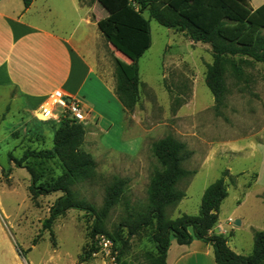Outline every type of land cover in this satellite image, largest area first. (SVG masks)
<instances>
[{
    "label": "rangeland",
    "instance_id": "374dc122",
    "mask_svg": "<svg viewBox=\"0 0 264 264\" xmlns=\"http://www.w3.org/2000/svg\"><path fill=\"white\" fill-rule=\"evenodd\" d=\"M151 31L152 46L139 61V102L131 116L124 114L123 121V139L140 138V148L135 143H120L118 132H112L107 139L116 149L90 148L93 151L90 153L89 148L83 146L97 162L96 175L94 179L72 187L78 198L100 208L107 187L117 178L127 180L123 198L103 225L107 234L102 236L113 242L115 261L103 250L88 261L83 260L92 244L90 233L94 221L85 212L71 210L58 218L51 230L45 229L44 222L49 218L51 206L63 194L55 193L33 201L27 188L31 184L30 174L17 168L14 175L19 180L16 198L6 192L0 203V223L14 252L8 244L1 242L0 264H88L93 259L98 260L96 264H151L148 255L156 252L151 240L153 226L132 237L121 256L119 238L116 236L115 243L109 235L115 237L129 212L147 206L151 178L161 169L153 146L167 136H173L193 152L184 167L194 173L179 184L187 198L181 203L185 196L176 206L166 209V217L170 220L183 214L198 215L204 189L219 179L228 165L235 172L255 165L256 159L242 160L237 148L239 142L260 140L263 134L264 63L248 57L228 59L235 60L238 71L232 63H226L227 94L219 115L214 96L205 83L208 66L214 62L212 47L194 42L185 32L163 27L155 20H151ZM95 55L98 73L108 82H116L117 62L129 70L130 61L104 35L97 36ZM14 93V89H0V175L3 170L5 175L10 172L11 155L21 158L29 149H51L54 134L44 133V130L51 131L54 124H61V121L45 125L28 122L22 111L24 102L20 96L14 97ZM85 127L87 129L88 125ZM225 146L231 150L220 156ZM209 158L211 163L207 165ZM49 166L55 168L56 164L50 162ZM55 172L60 174V171ZM250 175L244 179L248 185L255 177ZM231 177L236 179L230 185H235L240 175ZM3 238L4 232L0 230V239ZM227 239L232 248L240 249L235 248V243L241 247L242 254H252L254 244L250 242L249 234L235 232Z\"/></svg>",
    "mask_w": 264,
    "mask_h": 264
},
{
    "label": "trees",
    "instance_id": "16d2710c",
    "mask_svg": "<svg viewBox=\"0 0 264 264\" xmlns=\"http://www.w3.org/2000/svg\"><path fill=\"white\" fill-rule=\"evenodd\" d=\"M22 1L27 10L35 0ZM95 1L105 15L98 22L100 31L130 61L129 70H125L119 62L115 69L116 95L127 116L133 114L139 102V61L152 46L151 20L163 27L185 32L192 41L212 47L214 62L208 66L205 83L214 96L215 110L219 115L222 114L227 94L226 63H232L235 71H238L235 60L228 59L248 57L264 63V5L252 10L249 0H182L177 9L172 4L175 0ZM146 11L149 18L145 17ZM53 130L51 149H29L21 158L11 155L10 162L30 174L29 193L33 201L55 193L63 194L51 206L49 218L44 222L45 229L51 230L54 222L71 210L85 212L93 218L90 233L92 244L83 257L84 261H88L100 250L96 238L107 234L104 222L123 198L127 180L117 178L107 187L100 208L78 198L72 187L94 179L97 169L96 160L83 149L86 127L65 120L59 125L54 124ZM153 152L161 169L151 178L147 206L129 212L126 221L115 232V237L109 235L115 243L119 238L120 256L132 237L153 226L155 229L151 240L156 252L148 255L151 264H167L172 239H176L179 245H190L194 240L211 245L217 264H264V231L254 232L253 252L247 257L232 251L226 238L211 233L218 223L220 207L228 197L226 179L233 182L236 178L231 177L228 170L224 171L204 192L198 215L183 214L170 220L166 217V209L176 206L186 196L179 189V184L194 174L184 167L193 152L173 136L156 142ZM50 162L55 163L56 167H50ZM55 170L60 174L56 175ZM3 175L6 176L4 170Z\"/></svg>",
    "mask_w": 264,
    "mask_h": 264
},
{
    "label": "crops",
    "instance_id": "0c3cea01",
    "mask_svg": "<svg viewBox=\"0 0 264 264\" xmlns=\"http://www.w3.org/2000/svg\"><path fill=\"white\" fill-rule=\"evenodd\" d=\"M179 1L182 0L172 3L177 9ZM249 2L252 10L264 5V0ZM104 16L95 0H35L27 10L22 0H0V89H14L16 93L12 95L22 98V111L28 122L38 123L35 111L53 92L61 90L67 96L80 100L90 113L84 145L89 152L90 148L116 149L107 140L112 132H118L120 143H135L139 149L140 138L123 139L125 113L116 95V82H108L98 73L96 40L97 36L103 35L98 22ZM145 17L149 18L147 11ZM49 123L43 122L44 125ZM48 132L53 134L54 130H44V133ZM228 147L222 149L220 156L231 150ZM237 149L242 160L256 159V163L236 172L230 165L224 170L232 176L240 175V178L235 185H230V180L226 179L228 197L220 207L218 223L211 233L223 236L232 251L247 257L250 255L242 254L237 244L233 243L240 249L232 248L227 238L235 232L247 233L254 244V232L264 231V128L260 140H243ZM15 171L17 173V168L11 162L10 172L6 176L0 175V203L6 192L11 198H16L19 180L14 176ZM250 174L255 177L248 185L244 179ZM186 198L187 193L181 203ZM230 219L234 223H230ZM0 230L4 232L0 243L8 244L14 252L1 223ZM195 260H200L197 264L202 261L204 264H217L211 245L200 240H194L190 245H179L176 239L171 240L167 264H193ZM97 261L93 259L88 264H96Z\"/></svg>",
    "mask_w": 264,
    "mask_h": 264
},
{
    "label": "built area",
    "instance_id": "2783aa9c",
    "mask_svg": "<svg viewBox=\"0 0 264 264\" xmlns=\"http://www.w3.org/2000/svg\"><path fill=\"white\" fill-rule=\"evenodd\" d=\"M34 117L40 122L73 121L87 126L90 121V113L85 109L80 100L67 96L61 90L53 92L34 113ZM234 223L233 219L229 220ZM97 245L107 256L115 261V251L113 242L105 236L99 235L96 238ZM99 250V252H100Z\"/></svg>",
    "mask_w": 264,
    "mask_h": 264
},
{
    "label": "water",
    "instance_id": "95a60500",
    "mask_svg": "<svg viewBox=\"0 0 264 264\" xmlns=\"http://www.w3.org/2000/svg\"><path fill=\"white\" fill-rule=\"evenodd\" d=\"M215 212V211H214Z\"/></svg>",
    "mask_w": 264,
    "mask_h": 264
}]
</instances>
